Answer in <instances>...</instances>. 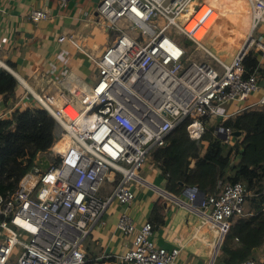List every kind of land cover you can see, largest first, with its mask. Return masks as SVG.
Returning a JSON list of instances; mask_svg holds the SVG:
<instances>
[{
    "label": "built area",
    "instance_id": "1",
    "mask_svg": "<svg viewBox=\"0 0 264 264\" xmlns=\"http://www.w3.org/2000/svg\"><path fill=\"white\" fill-rule=\"evenodd\" d=\"M247 1L251 40L241 34L244 40H236L227 60L207 44L222 16L208 0L91 1L97 23L114 34L102 53L92 56L68 34L58 40L77 47L92 63V86L68 95L40 94L25 85L62 128L59 140L66 138L68 146L63 151L53 146L48 168L39 166V158L13 193L0 195V264H89L86 242L113 201L125 208L118 230L131 236L124 264H175L181 245H157L152 223L136 227L127 214L136 198L132 183L140 181L149 157L166 146L169 134L185 120L193 140L201 141L214 120L216 128H224L226 144L235 138L224 126L230 114L219 113V107L264 90L257 66L245 67L252 49L264 53V43L256 37L264 0ZM49 17L45 10L30 13L34 23ZM191 46L204 52H190ZM252 107H264V93ZM107 182L113 187L104 196ZM248 193L243 182L220 180L218 191L205 194L200 205L194 204L196 192L189 196L200 217L196 226L216 233L217 251L232 220L250 214ZM249 261L256 264L254 259L239 264Z\"/></svg>",
    "mask_w": 264,
    "mask_h": 264
},
{
    "label": "crops",
    "instance_id": "2",
    "mask_svg": "<svg viewBox=\"0 0 264 264\" xmlns=\"http://www.w3.org/2000/svg\"><path fill=\"white\" fill-rule=\"evenodd\" d=\"M91 1L66 0L63 5L61 0H0V73L10 69L17 80L23 82L19 81L21 86L16 97L0 94V118H11L15 108L23 110L35 106L36 101L30 90L40 94L63 92L69 95L73 89L81 91L92 86V63L77 47L61 44L58 40L62 34L71 35L79 47L93 54L99 39L104 42L99 53L95 51V54L102 53L109 37L97 23ZM208 1L222 12L224 23L218 24L222 27L219 34L223 37L225 30V36L228 34L230 40L243 39L241 34L246 35L252 26L250 3L247 0ZM33 10H45L50 17L34 23L30 18ZM231 24L233 26H229ZM256 37L264 43V18ZM251 52L257 57L258 73L263 77L261 86L264 87V53L257 49ZM252 95L242 101L224 103L227 107L221 113L234 118L245 110L253 109V103L248 104ZM217 125L218 121L214 120V125L208 127L206 132L218 134L215 131ZM241 140L242 135L235 137L229 146L240 144ZM200 146V152L204 154L208 141L202 139ZM191 166L194 168L195 160H192ZM132 186L136 198L132 206L126 208L127 214L132 217L136 227L146 222L152 223V238L157 245L167 249L181 245L175 264H209L213 259L215 264H226L224 260L227 256H218L222 253V245L217 251L216 233L210 228L199 229L196 226L200 217L189 205L190 198L184 194L186 187L179 183V187L171 189L163 172L160 149L152 153L142 170V178L133 182ZM112 187L113 183L107 182L102 195H108ZM124 210L123 206L113 201L102 215V223L94 228L85 245L89 264H124L122 257L131 245V236L125 237L118 230V220ZM235 222L233 219L232 225ZM251 258L256 264H263L264 245L253 249Z\"/></svg>",
    "mask_w": 264,
    "mask_h": 264
},
{
    "label": "trees",
    "instance_id": "3",
    "mask_svg": "<svg viewBox=\"0 0 264 264\" xmlns=\"http://www.w3.org/2000/svg\"><path fill=\"white\" fill-rule=\"evenodd\" d=\"M257 65L251 52L245 67ZM20 86L9 71L0 73V94L16 97ZM187 125V120L180 123L169 134L166 146L159 148L163 172L171 189L182 182L184 187H195L208 195L218 191L220 180H227L243 182L248 191H254L253 212L237 219L222 243L226 264L246 262L253 249L264 245V107L245 110L224 122V126L241 132L240 144L229 146L218 134L206 132L204 154L200 152L201 141L190 138ZM62 134V128L38 102L23 110L15 108L11 118H0V195L13 193L40 156L51 157V149Z\"/></svg>",
    "mask_w": 264,
    "mask_h": 264
},
{
    "label": "rangeland",
    "instance_id": "4",
    "mask_svg": "<svg viewBox=\"0 0 264 264\" xmlns=\"http://www.w3.org/2000/svg\"><path fill=\"white\" fill-rule=\"evenodd\" d=\"M219 23H221V25L224 23V22H222V16L220 17V20H219L218 24ZM227 23L229 24L228 20H227ZM218 24L216 25L215 29L213 30V32L209 36L207 44L210 46V44L212 43L216 47V48H214V49L212 48V49L215 50V52H217V54L222 59L227 60L228 59L227 57L230 58L233 55V53L235 52V50H236V42L237 41H233L232 42V40H230V36L228 34H227V37H226L225 36V34H226L225 30L223 31V37H222V35L219 34L222 27H221V25L219 26ZM241 33H243V32H241ZM108 37L109 38L107 39V42L105 43V45L111 42L112 38L114 37V34L110 32V33H108ZM177 38H179V40L182 43H187L188 44V41L185 40L184 36L179 35ZM79 40H81V38H79ZM102 42H104V41L100 42L99 39H98V42H96V46L93 49V52H94L92 54L93 56L97 55V54H95V51H96V53L98 51H100L99 49L102 46V44H101ZM216 49H218V51ZM189 51L193 52L195 54L200 53V51L204 52L202 49H200L199 51H196L192 46L190 47ZM263 93H264V90L258 91L257 93H253V95L248 100V104L257 102L261 98ZM258 95H261V96H258ZM254 96H258V97L254 98ZM226 107H227V104H222L219 107V110H218L219 113L225 111ZM248 110H253V109H248ZM212 125H214V121L209 122L208 127L210 128ZM253 193H254L253 190L252 191L249 190L248 200H247V204H246V210H247L248 213L253 212V207L251 205V198L253 196ZM237 219H239V218H234V221L237 220ZM220 254H221V256H225L223 253H219V255H218L219 258H220Z\"/></svg>",
    "mask_w": 264,
    "mask_h": 264
},
{
    "label": "water",
    "instance_id": "5",
    "mask_svg": "<svg viewBox=\"0 0 264 264\" xmlns=\"http://www.w3.org/2000/svg\"><path fill=\"white\" fill-rule=\"evenodd\" d=\"M9 72H10V69H9ZM10 73H12V72H10ZM222 129H224L222 126H218L216 128V130L218 131V136L220 138H222L223 140H225L227 136H226V134H222ZM232 135L235 136V137H240L241 136V132L234 131ZM40 160H41V162H38L39 166H41L43 169H46V168L49 167L51 160H50V158L48 157L47 154H44V155L40 156ZM180 184L183 185L182 182H180ZM193 192H196L198 194V198L194 202L195 206H198V205H200L202 203V201H203V199L205 197V193L203 191L195 188V187H193V188L186 187V190L184 191V194H186L187 196H190L191 193H193ZM253 259L254 258H251V260H253ZM249 263L252 264V261H249Z\"/></svg>",
    "mask_w": 264,
    "mask_h": 264
},
{
    "label": "bare ground",
    "instance_id": "6",
    "mask_svg": "<svg viewBox=\"0 0 264 264\" xmlns=\"http://www.w3.org/2000/svg\"><path fill=\"white\" fill-rule=\"evenodd\" d=\"M251 27H252V26H251ZM250 34H251V28H250V30H249V31L247 32V34H246V40H248V41L251 40ZM246 40H245V41H246ZM244 43H245V42H244ZM244 43H243V45H244ZM243 45H242V46H243ZM54 146H55L56 149L63 151V150H65V148L68 146V141L66 140V138H64V139H62V140L57 141V143H56ZM145 182H146V181H145Z\"/></svg>",
    "mask_w": 264,
    "mask_h": 264
}]
</instances>
